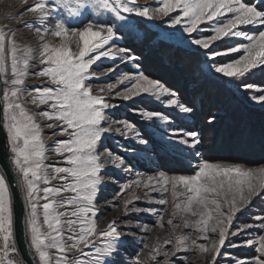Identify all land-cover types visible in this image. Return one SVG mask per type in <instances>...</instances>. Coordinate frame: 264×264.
<instances>
[{
  "label": "snow or ice",
  "instance_id": "obj_1",
  "mask_svg": "<svg viewBox=\"0 0 264 264\" xmlns=\"http://www.w3.org/2000/svg\"><path fill=\"white\" fill-rule=\"evenodd\" d=\"M27 3V0H24ZM159 5L154 9L148 6H139L136 0H36L27 11L36 15L40 27L35 31L39 36L40 45L39 63L44 65L38 72L32 75L47 77L53 86L43 88L26 89L24 87L26 77L30 74L28 69L36 58L33 49L25 47L21 49L15 40V33H6L0 29V77H3V126L8 131L9 145L11 147L12 164L21 174L23 179L26 201L28 205L27 226L31 235V243L39 256L41 264H49V252L54 248L61 253L58 260H66L67 251L76 250L80 254L83 248H94L91 260L87 264H116L107 259L116 252L118 241L122 233L118 230L115 221L109 222L106 229L97 232L95 216L98 209L95 208V198L102 183L100 172L103 165L101 157L97 155V147L105 133L112 131L111 126L103 127L106 121V110L116 109L119 106L110 104L106 99L112 94L117 84L131 83L123 92L116 91L115 97L128 101L139 96L146 95L157 103L163 102V107L179 109L181 113H191L192 109L181 103L177 93L169 89L164 83L150 78L143 72L123 74L116 83L105 86V95H93V89L89 81L99 78L91 72L92 66L102 58L109 60L120 59L128 63L136 60V57L127 48H108L104 46L110 41L122 38L117 34V28L106 23H89L81 30L70 27L64 19L57 18L61 10L70 18L82 16L88 8L108 12L115 20L126 21L127 16L122 13L134 15L139 18L153 20L156 17H169L170 14L179 12L174 18L167 21V28L177 29L174 35L185 44L197 51L203 50L201 55L206 62L211 61L208 70L226 80L233 88L245 92L254 91L255 95L249 98L264 102V87L253 83H244L246 77L254 70L264 68V30L258 34L249 35L241 31L242 25H253L264 28V0H256L248 3L247 0H156ZM19 15V13L17 14ZM230 15L231 18H228ZM52 23V27L45 25ZM24 22L21 21V24ZM208 27H203V25ZM32 27V25H28ZM95 28V30H94ZM210 32L211 35H196L197 33ZM45 34H51L61 39L57 46L44 40ZM244 37L247 43H237L233 46L217 49L218 42L232 40L234 37ZM78 37L80 46L78 53H74L69 46L70 40ZM243 53L239 55V53ZM237 54L238 58L225 63H217V60ZM10 64L11 79L7 78L8 65ZM115 71L109 68L105 75ZM101 88V92H105ZM27 95L31 102L40 105H48L50 111H42L39 115L49 121L59 122V135L66 139L55 142L53 151L63 158L66 166L45 165L44 156L46 148L42 140L40 125L35 123L34 117L24 109L21 98ZM140 115L146 120L159 119L167 121L168 117L159 111H141ZM215 117L209 118L212 123ZM125 131H135V126L128 121H119ZM48 128H54L52 123ZM120 131L119 128L116 129ZM180 137V142L187 144V138H191V147L195 148L200 143L197 133L183 131L173 133ZM23 141L21 145L20 141ZM146 144L147 141L141 140ZM119 157H113L116 164ZM119 166V164H117ZM51 167L52 175L49 176L47 168ZM50 179L62 181L60 186H48ZM40 182L45 185L42 189ZM151 183L154 186L151 191L167 193L171 185L173 198L172 216L178 212L188 213L197 217L194 221L185 220V227L191 225L202 239H209L208 233H216L219 230V239L208 247L203 243H197V239L191 240L202 253L212 252L210 264H216L217 256L226 243L229 234L238 235L252 225H247L230 233L229 228L237 213L246 210L255 198L264 196V167L258 169L243 168L240 165H224L200 160L194 174L174 175L169 177L161 173L157 178L149 177L145 187ZM127 185L122 186V193ZM178 187L184 189L178 191ZM43 195L40 196L39 193ZM62 193H71L62 200L55 199ZM119 196L120 193H117ZM147 195V193H146ZM179 198V199H178ZM133 199H137L133 197ZM45 202L40 205L39 201ZM129 201H125V215ZM159 204L165 205L166 199H160ZM227 206V213L222 211ZM63 207V212H57L56 208ZM42 208L43 223L48 231L43 232L39 225L38 209ZM148 211H153L149 209ZM62 217H67L62 220ZM226 217V219H224ZM216 221L210 224V221ZM264 221V217H258ZM171 225L173 221L170 219ZM12 210L9 186L5 177L0 174V234H3L4 256L8 254V240L12 235ZM160 227L163 225L157 221ZM68 229V241L64 240L63 228ZM78 226V227H77ZM264 228V223L259 225ZM99 235L103 241V247H95V237ZM189 237L183 235L176 237L175 251L189 245ZM165 240L164 243H170ZM247 245L255 247L252 240ZM159 247H154L149 253L152 259L159 253ZM259 253L254 257L252 264H264V236L259 237V247L255 248ZM165 257L169 254L164 253ZM11 264V262H9ZM79 264H86L80 261ZM136 264H140L137 257ZM167 264V260L165 261ZM236 264H248L247 261H237Z\"/></svg>",
  "mask_w": 264,
  "mask_h": 264
},
{
  "label": "rangeland",
  "instance_id": "obj_2",
  "mask_svg": "<svg viewBox=\"0 0 264 264\" xmlns=\"http://www.w3.org/2000/svg\"><path fill=\"white\" fill-rule=\"evenodd\" d=\"M35 2L36 0H27L25 4L24 0H0V29L6 33L14 32L17 45L21 49L30 47L36 57L31 62V67L28 69L30 74L25 80L24 87L29 90L53 86L47 77L32 75V73L38 72L44 67V65L39 63V51L42 42L35 31L36 27H40V24L36 15L27 11V8L31 7ZM247 2L254 3L256 0H247ZM136 3L139 6H148L150 10L159 6L156 0H136ZM18 13L19 15H17ZM122 14L128 17L126 21L115 20L112 14L94 10L90 7L84 11L82 16L77 18L68 17L63 10H61V15L57 17L64 19L70 27L81 30L89 21L97 24L106 23L113 25L117 28L118 36L122 38L116 39L114 42L110 41L108 45L104 46V50L107 51L108 48L112 47L127 48L136 57L135 61L128 63L122 62L120 59L113 61L107 58L97 61L92 66L91 72L96 73L99 78H93L89 81L93 89V95H105L107 92L105 86L110 83H116L117 79L123 74L143 72L150 78L161 81L169 89L175 91L180 102L191 108L192 112L181 113L179 109L163 107V102L157 103L146 95L128 101L116 98V91L123 92L125 88L131 86V83L128 82L117 84L116 88L112 90V94L106 96L110 104H115L119 107L106 110L107 119L102 126H111L112 131L104 134L97 147V155L101 157L100 163L103 165L100 172L102 183L98 186L99 191L94 201L95 208L98 209L95 216L97 232L105 230L109 222L115 221L118 230L123 234L121 240L117 242L116 252L107 258L115 261L116 264H136L137 257H139L140 264H165L166 260L167 264H210L213 253L200 252L198 248L191 245V240L197 239L198 244L203 243L205 246L210 247L214 241H218L219 230L216 233L209 232V239H202V234L198 233L194 227L191 225L185 227V220L194 221L197 217H192L190 214L182 212H178L175 217L172 216L173 198L171 185L168 186L169 191L165 194L161 191H151L150 189L154 185L149 183L148 187H145V183L148 182L149 177L155 179L161 173L169 177L194 174L195 166L200 160L224 165H240L243 168L252 169L264 167L263 156H259V153L260 155L264 154V102L254 101L249 98L251 95L257 94L254 91L237 90L231 87L224 78L210 72L208 65L211 64V61L206 62L205 57L201 55L203 50L197 51L194 48L190 49L185 46L173 34L178 30L166 27L167 21L170 18H174L179 12L170 14L169 17H156L150 21L134 15ZM228 18H231L230 15ZM21 21L24 23L21 24ZM29 24L32 27H29ZM45 26L52 27L53 25L49 22ZM203 27H208V25H203ZM239 30L251 35L258 34V31L264 30V28L242 25ZM196 35L207 36L211 35V33L203 32ZM44 40L53 46L61 43L60 38L51 34H45ZM77 40H79L78 37L69 42V46L74 53L79 51L80 42ZM237 43H247V41L244 37L238 36L232 40L218 42L216 48H226ZM173 47L174 49H172ZM242 54V52L239 53V55ZM236 58H238V55L233 54L226 59L217 60V63L222 64ZM109 68H115V71L105 75ZM6 75L9 80L12 78L10 64ZM1 81L3 90V77H1ZM244 83H253L264 87V68L254 70L251 75L245 78ZM101 88H105V92H101ZM258 94L264 95V92ZM236 99L241 101L242 104H239ZM20 102L27 113L34 117L35 123L40 125L42 140L46 148L44 164L66 166L63 158L57 155L53 148L56 141L67 137L59 135V122L55 120L49 121L39 115L42 111H50L48 105L34 104L27 95L22 97ZM209 106L214 109V114L211 115L212 111L208 110V112L204 113L207 114L205 117H200L201 115H198L199 111L201 109L207 111ZM145 110L159 111L166 115L168 120L153 119L146 121L140 115V112ZM228 110L230 113H228ZM224 113H228L231 119L226 118L222 121ZM250 113L257 119L254 124L247 118ZM232 115L233 117L235 116V119ZM213 116L215 120L209 123V118ZM246 119L249 121H246ZM125 120L135 126V131L129 130L126 132L123 125L118 123ZM225 122H227L226 127L223 125ZM49 123H52L55 127L48 128L47 125ZM228 126L230 127L228 128ZM117 128L120 129L119 132L116 131ZM248 128H250V131L247 136L250 137L244 138L243 136L240 138L243 139V143H240L242 148L238 149L236 147L237 144L233 146V142L237 143L235 142L237 139H234V137L241 132L247 131ZM4 129L9 152L13 156L9 145L8 131L5 127ZM180 130L196 132L200 143L195 148L190 146L191 138H187V144L181 143L180 137L173 135V133ZM237 130L238 133H235ZM219 135H222L220 141L224 142V144L228 142L232 148H235L236 154H233L232 151L234 150L232 149L230 152L229 150L223 151L219 155L220 158H215L217 155L210 152L212 147L210 143L213 138L217 139ZM141 140H145L147 143H141ZM20 143L22 145L23 141L21 140ZM212 144L214 145L215 143L213 142ZM238 153L243 155L249 153L251 156L247 160L239 159L240 161H237L233 158H238L240 155ZM254 154L258 156L253 157ZM211 155L213 158H210ZM113 157L120 158L116 164L113 163ZM47 171L49 176H51V167L47 168ZM19 177L26 204L25 216L27 221L26 191L20 173ZM62 183V181L50 179L48 186H60ZM125 185L127 187L121 193V187ZM38 186L42 189L45 185L40 182ZM177 190L180 192L184 191L181 187H178ZM117 193H120V195L118 196ZM39 195L42 196L43 193L40 192ZM68 195H71V193H62L55 199L62 200ZM133 197L137 199H133ZM160 199H166L167 203L165 205L159 204L158 201ZM125 201L130 202L127 208V215H125ZM44 202V200H40L39 204L42 205ZM149 209L153 211H148ZM64 210L63 207L56 208L57 212H63ZM222 211L227 213V206L223 207ZM38 212L41 230L47 232L48 228L43 223L42 208L38 209ZM258 217H264V196L255 198L246 210L236 214L229 228L230 233H236L238 229L247 225H252V227L238 235L229 234L226 237V243L217 256L216 264H236L237 261H247L248 264H252L254 257L259 255L255 250L256 247H259V237L264 236V228L259 227L264 221L259 220ZM66 218L62 217L61 219L64 220ZM170 219L173 221L171 225L168 223ZM158 220L163 227L157 224ZM215 223V219L210 221V224ZM66 229L67 227L65 226L63 228L65 233L64 240L67 243L68 230ZM26 232L27 240L33 250L35 259L41 264L39 256L32 246L27 223ZM181 235L189 237L186 241L189 247L187 249L181 248L175 251V255H172L176 237ZM2 236L3 234H0V264H9V262L11 264H25L18 253L13 234L7 242L9 245L7 257L4 256L5 249ZM165 240H170L171 242L165 244ZM248 240H252L255 247L248 246ZM94 243L95 247H103V241L99 235L95 237ZM154 247H159L160 250L158 254L154 253L155 259H152L149 253L152 252ZM47 251L49 252V264H58L62 254L54 248H49ZM165 252L169 254L167 257L164 255ZM83 253L82 255L76 250L67 251L63 254L66 256V260L60 261V264H79L82 260L87 264V261L91 260L94 248L91 246L83 248Z\"/></svg>",
  "mask_w": 264,
  "mask_h": 264
},
{
  "label": "water",
  "instance_id": "obj_3",
  "mask_svg": "<svg viewBox=\"0 0 264 264\" xmlns=\"http://www.w3.org/2000/svg\"><path fill=\"white\" fill-rule=\"evenodd\" d=\"M1 88L2 83L0 79V170L2 171L7 184L9 186L11 205H12V218H13V234L16 246L23 256L27 264H38L34 261L31 255V248L26 241L25 232V204L21 192L20 179L18 173L11 163V157L7 150V142L5 139V131L2 126V101H1Z\"/></svg>",
  "mask_w": 264,
  "mask_h": 264
},
{
  "label": "trees",
  "instance_id": "obj_4",
  "mask_svg": "<svg viewBox=\"0 0 264 264\" xmlns=\"http://www.w3.org/2000/svg\"><path fill=\"white\" fill-rule=\"evenodd\" d=\"M172 49H174V47L172 48ZM175 51H176V49H175ZM213 82V81H212ZM214 83V82H213ZM225 89V88H224ZM227 89L228 90H230L231 91V93H233V91L230 89V88H228L227 87ZM237 100V99H236ZM237 101H239V100H237ZM241 101H239L238 103L239 104H242V102L240 103ZM211 106V105H210ZM210 106L209 107H207V111H204L203 109H201L200 111H199V116L200 117H205L207 114H204L205 112H208V110H211L212 111V113H211V115L212 114H214L213 113V108H210ZM210 108V109H209ZM232 111V110H231ZM233 112V111H232ZM249 112H251V111H249ZM216 113V112H215ZM228 113H230L229 112V110H228ZM228 113L226 114V113H224V115H222V121H224L226 118H230L229 117V115H228ZM251 115V113L250 114H248V116H247V118L249 119V120H251V122L254 124L255 123V121H257V119H256V117H254V116H250ZM232 117H233V115H232ZM234 119H235V116L233 117ZM231 119V118H230ZM220 120H221V117H220ZM249 120H247L246 119V121H249ZM245 121V122H246ZM229 122H231V121H229ZM226 123L227 122H225L223 125H224V127H226ZM249 124H250V122H248ZM248 125V124H247ZM230 126H228V128H229ZM239 129V128H238ZM200 131H201V129H200ZM210 131V130H209ZM249 131H250V128H248V130L247 131H244V132H241V133H239V135H237V136H235L234 137V139L236 138L237 139V141H235V142H237V143H234L233 142V146H234V144H235V146H236V144H237V146L236 147H238V149H241L242 148V146H241V144L243 143V139H240L241 137H243L244 136V138H247V137H250V136H247V134H249ZM235 133H238V130L237 131H235ZM245 133V134H244ZM233 134V133H232ZM243 134V135H242ZM251 135V134H250ZM226 138H227V134H226ZM222 139V135L220 136L219 135V137L216 139V138H213V140L211 141V143H210V145H212V147H211V149H210V152L211 153H214V154H216L217 156L215 157V158H220L219 157V155L223 152V151H228L229 150V152L233 149H235V148H232V146H230V144L227 142V143H225L224 144V142L222 143V141H220ZM229 141V140H228ZM215 143L214 145L212 144V143ZM241 143V144H240ZM225 147V149H223V147ZM258 151V150H257ZM233 152V154H236L237 152L234 150V151H232ZM238 154H240V153H238ZM249 156H251V154H249V153H247V154H245V155H243V154H240L239 156H238V158H233V159H235V160H237V161H240L239 159H241V160H247V159H249L250 157ZM255 156H258V155H255L254 154V156L253 157H255ZM259 156L261 157V156H263L262 157V159H264V154H261L260 155V153H259ZM210 158H213V156L211 155V157Z\"/></svg>",
  "mask_w": 264,
  "mask_h": 264
},
{
  "label": "bare ground",
  "instance_id": "obj_5",
  "mask_svg": "<svg viewBox=\"0 0 264 264\" xmlns=\"http://www.w3.org/2000/svg\"><path fill=\"white\" fill-rule=\"evenodd\" d=\"M23 6V5H22ZM77 41H79V40H77ZM57 42V41H56ZM55 42V43H56ZM77 45V44H76ZM0 79H1V77H0ZM1 83H2V81H1ZM1 101H2V106H3V100H2V88H1ZM2 109L3 108H1V115H2V121H1V123H2V126H3V113H2ZM3 128H4V126H3ZM4 131H5V129H4ZM5 139H6V142H7V150H8V152H9V146H8V141H7V138H6V131H5ZM9 155H10V157H11V161H12V156H11V154H10V152H9ZM12 163V162H11ZM13 165V164H12ZM14 166V165H13ZM14 168H15V166H14ZM16 169V168H15ZM16 171H17V169H16ZM0 172H1V174L3 175V173H2V171L0 170ZM17 173H18V176H19V172L17 171ZM4 176V175H3ZM19 179H20V177H19ZM6 180V179H5ZM6 183H7V181H6ZM20 186H21V179H20ZM10 192V191H9ZM21 192H22V186H21ZM22 196H23V192H22ZM23 201H24V196H23ZM104 201V200H103ZM24 204H25V201H24ZM11 210H12V205H11ZM25 212H26V204H25ZM24 225H25V232H26V216H25V223H24ZM66 230H68V229H66ZM12 234H13V225H12ZM13 239H14V234H13ZM26 241H27V243L29 244V242H28V240H27V232H26ZM14 242H15V239H14ZM67 243H71V241H67ZM15 245H16V243H15ZM17 247V246H16ZM29 247L31 248V246H30V244H29ZM17 250H18V248H17ZM75 251V250H74ZM18 253H19V255H20V257H21V259L23 260V262L25 263V264H27L26 263V261L24 260V258H23V256L20 254V252H19V250H18ZM73 253V252H72ZM75 253V252H74ZM31 255H32V258L34 259V261H36L37 262V260L35 259V255H34V253H33V250H32V248H31ZM76 255H77V253H76ZM39 264V263H38Z\"/></svg>",
  "mask_w": 264,
  "mask_h": 264
}]
</instances>
